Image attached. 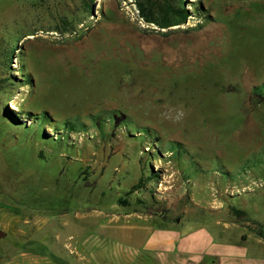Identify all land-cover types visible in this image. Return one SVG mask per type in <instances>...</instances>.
Masks as SVG:
<instances>
[{
    "label": "rangeland",
    "instance_id": "obj_1",
    "mask_svg": "<svg viewBox=\"0 0 264 264\" xmlns=\"http://www.w3.org/2000/svg\"><path fill=\"white\" fill-rule=\"evenodd\" d=\"M183 2L160 29L134 0H0V264H264V0ZM145 226L234 252L146 253Z\"/></svg>",
    "mask_w": 264,
    "mask_h": 264
},
{
    "label": "crops",
    "instance_id": "obj_2",
    "mask_svg": "<svg viewBox=\"0 0 264 264\" xmlns=\"http://www.w3.org/2000/svg\"><path fill=\"white\" fill-rule=\"evenodd\" d=\"M143 227L141 231L144 234L143 239L140 240V243L135 249H142L146 253L151 252H165V253H175L177 256H191L194 258H203V257H219L220 260H226L232 258L234 248L232 246L219 245L216 244L211 236L205 233H182L174 228L169 227H159L153 228L150 226L149 229ZM133 229H127L124 233V237L132 239L134 236H131ZM96 251V264H105L104 263V249L103 246L97 244ZM215 247L217 252H209L207 248L204 247ZM121 248V247H119ZM130 250V249H129ZM128 250V251H129ZM131 251V250H130ZM27 255V254H23ZM30 255H27V258ZM27 264H36L31 263Z\"/></svg>",
    "mask_w": 264,
    "mask_h": 264
},
{
    "label": "trees",
    "instance_id": "obj_3",
    "mask_svg": "<svg viewBox=\"0 0 264 264\" xmlns=\"http://www.w3.org/2000/svg\"><path fill=\"white\" fill-rule=\"evenodd\" d=\"M97 0H81V6L88 15H93V7ZM138 8L140 17L147 24L154 25L160 29H169L172 27H178L184 25L189 16V11L185 8L183 0H134ZM58 21L62 22L65 26L62 28H53L54 31L59 33L74 32L76 24L72 25V28H66L69 26L67 15H58ZM33 33V32H28ZM30 35V34H28ZM32 35V34H31ZM264 89L263 86L256 87L254 92L258 94L260 90ZM15 114V112L8 110ZM30 115V113H29ZM55 130L57 129L56 126Z\"/></svg>",
    "mask_w": 264,
    "mask_h": 264
},
{
    "label": "bare ground",
    "instance_id": "obj_4",
    "mask_svg": "<svg viewBox=\"0 0 264 264\" xmlns=\"http://www.w3.org/2000/svg\"><path fill=\"white\" fill-rule=\"evenodd\" d=\"M176 28H177V27H172L171 29H176ZM10 107H11L12 110L19 111V108H18L16 102H14V101H12V102L10 103Z\"/></svg>",
    "mask_w": 264,
    "mask_h": 264
},
{
    "label": "water",
    "instance_id": "obj_5",
    "mask_svg": "<svg viewBox=\"0 0 264 264\" xmlns=\"http://www.w3.org/2000/svg\"><path fill=\"white\" fill-rule=\"evenodd\" d=\"M7 237V234L0 230V240H3Z\"/></svg>",
    "mask_w": 264,
    "mask_h": 264
}]
</instances>
